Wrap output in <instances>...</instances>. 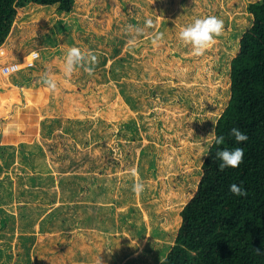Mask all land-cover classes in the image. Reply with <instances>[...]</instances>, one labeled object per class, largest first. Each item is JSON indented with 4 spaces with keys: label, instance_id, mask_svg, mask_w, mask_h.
Instances as JSON below:
<instances>
[{
    "label": "rangeland",
    "instance_id": "obj_1",
    "mask_svg": "<svg viewBox=\"0 0 264 264\" xmlns=\"http://www.w3.org/2000/svg\"><path fill=\"white\" fill-rule=\"evenodd\" d=\"M254 1L17 8L0 67L36 56L0 78L18 89L16 103L0 98V140L7 123L22 133L24 123L35 135L0 146V264H159L229 100L230 60ZM206 16L222 20V31L196 55L177 34ZM146 18L152 27L127 31ZM73 47L95 60L67 77ZM45 73L57 82L54 92ZM6 91L0 85V95ZM137 181L141 192L132 190Z\"/></svg>",
    "mask_w": 264,
    "mask_h": 264
},
{
    "label": "trees",
    "instance_id": "obj_2",
    "mask_svg": "<svg viewBox=\"0 0 264 264\" xmlns=\"http://www.w3.org/2000/svg\"><path fill=\"white\" fill-rule=\"evenodd\" d=\"M74 2L0 0V44L11 30L17 8L56 5L57 12L69 13ZM247 11L252 22L241 34L238 51L230 60V97L214 125L215 136H223L224 142L216 145L212 140L209 145L195 191L179 212L181 221L174 242L159 264H264V0L249 2ZM6 52L0 46V57ZM32 57L33 52L25 58L26 63L15 64L9 74L0 67V78L31 64ZM0 85L7 90L0 95L1 102L16 103L18 89L8 79H1ZM30 92L25 90L26 100H30ZM21 125L24 133L13 132L7 123L1 141H30L35 131ZM232 127L240 128L248 139L236 143L229 135ZM235 147L244 151L242 162L221 170L215 152ZM233 183L245 189L246 195H233L229 191Z\"/></svg>",
    "mask_w": 264,
    "mask_h": 264
},
{
    "label": "clouds",
    "instance_id": "obj_3",
    "mask_svg": "<svg viewBox=\"0 0 264 264\" xmlns=\"http://www.w3.org/2000/svg\"><path fill=\"white\" fill-rule=\"evenodd\" d=\"M152 26V19L146 18L143 27L129 25L127 27V31L130 32L133 36H136L142 33L146 28ZM222 27V20L218 19L215 16H206L203 18H196L191 23L183 26L179 30L177 35L179 40L183 41L185 44H190L192 46V49L196 55H200L206 49L207 45L213 41L214 37H217L221 34ZM159 39L160 35L158 34L153 40V43L155 44ZM33 56H36L35 52L33 53ZM94 60L95 56L90 52L84 53L76 47L69 49L65 57V76L71 77L77 68L81 67L86 62ZM43 79L49 90L54 92L57 88L56 80L49 76L47 73H45ZM229 135L234 137L236 143H243L248 139L246 133L242 132L238 127H232L230 129ZM213 140L216 145H221L224 142V137L215 136V134H213ZM243 156L244 151L240 147H235L232 149L218 148L215 152L214 158L221 161L218 167L223 170L226 167H238L243 160ZM143 189L144 185L139 181L134 183L132 188L134 192H141L143 191ZM229 191L235 196L246 195V190L235 183L229 186Z\"/></svg>",
    "mask_w": 264,
    "mask_h": 264
},
{
    "label": "built area",
    "instance_id": "obj_4",
    "mask_svg": "<svg viewBox=\"0 0 264 264\" xmlns=\"http://www.w3.org/2000/svg\"><path fill=\"white\" fill-rule=\"evenodd\" d=\"M14 65H15V64H13V63H9L8 65H5L4 68L6 69V71H7L8 73H11V72L14 71V68H13Z\"/></svg>",
    "mask_w": 264,
    "mask_h": 264
},
{
    "label": "crops",
    "instance_id": "obj_5",
    "mask_svg": "<svg viewBox=\"0 0 264 264\" xmlns=\"http://www.w3.org/2000/svg\"><path fill=\"white\" fill-rule=\"evenodd\" d=\"M6 143H8V142H6ZM1 144H3V142L0 140V146H2Z\"/></svg>",
    "mask_w": 264,
    "mask_h": 264
}]
</instances>
